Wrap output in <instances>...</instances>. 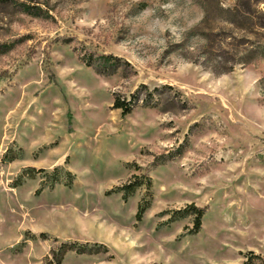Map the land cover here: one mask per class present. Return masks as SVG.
<instances>
[{
    "label": "rangeland",
    "instance_id": "rangeland-1",
    "mask_svg": "<svg viewBox=\"0 0 264 264\" xmlns=\"http://www.w3.org/2000/svg\"><path fill=\"white\" fill-rule=\"evenodd\" d=\"M225 16L215 1L0 0V264H264V57L191 60L218 27L264 48V29ZM141 84L122 115L114 97ZM72 242L87 252L61 256Z\"/></svg>",
    "mask_w": 264,
    "mask_h": 264
},
{
    "label": "trees",
    "instance_id": "trees-1",
    "mask_svg": "<svg viewBox=\"0 0 264 264\" xmlns=\"http://www.w3.org/2000/svg\"><path fill=\"white\" fill-rule=\"evenodd\" d=\"M203 2L215 1L218 4V9L222 11L226 16L223 21L235 26L236 29L245 30L246 26L252 28L253 33L258 34V31L264 29V5H260L262 0H232L226 6L223 5V0H200ZM208 18V11L205 8V17ZM216 32L208 30L202 32L201 39L203 43L198 47V58H191L193 62L202 64L211 68L215 72H227L233 69L237 63H250L258 57H264V48H261L258 44L249 42V47L238 48V44L233 46L225 45V39L227 30L221 27L216 28ZM230 47L226 48L225 47ZM105 57H110L106 55ZM90 64V62H88ZM146 84H141L135 91L130 94V98L114 97L113 106L121 110V114L125 115L132 110V107L141 99V89L146 88ZM139 176H133L134 180L123 184L121 186L124 190L133 189L138 182L136 180ZM191 210L195 214L193 223V230L197 231L201 223V216L203 215L204 208L195 206L194 204H188L184 210ZM141 214V208L137 211V217ZM105 247V246H104ZM61 256L68 250H75L77 252H87L85 246H77L76 242L61 243L59 246ZM59 261L58 256L55 254V258Z\"/></svg>",
    "mask_w": 264,
    "mask_h": 264
}]
</instances>
